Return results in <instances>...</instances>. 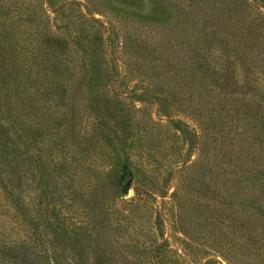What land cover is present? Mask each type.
I'll return each instance as SVG.
<instances>
[{
  "label": "trees",
  "instance_id": "obj_1",
  "mask_svg": "<svg viewBox=\"0 0 264 264\" xmlns=\"http://www.w3.org/2000/svg\"><path fill=\"white\" fill-rule=\"evenodd\" d=\"M220 258L264 264V0H0V264Z\"/></svg>",
  "mask_w": 264,
  "mask_h": 264
},
{
  "label": "rangeland",
  "instance_id": "obj_2",
  "mask_svg": "<svg viewBox=\"0 0 264 264\" xmlns=\"http://www.w3.org/2000/svg\"><path fill=\"white\" fill-rule=\"evenodd\" d=\"M36 3H37V1H36ZM38 4H41V2L38 1ZM74 6H75V5H74ZM96 14H97V16H99L98 13H96ZM155 107H156V105H155L154 102H150V103L148 104V110L151 111V112H154ZM191 157L193 158V157H194V154H192ZM197 168H198V165H195V166H191V167H189L188 170H189V171H192V170H196ZM135 181H136L135 179H129V178H127V177H125V178L123 179L122 184H121V188H122L123 186H126V187L128 188V191H127V192H122V190H121V193H122V196H123V197H129L130 195L133 194V188H134V185H135V184H134ZM170 188H171V186H170ZM171 231H172V229L169 228V226H168L167 233H170ZM174 245H176L177 247H178V246L180 247V245L176 244V242H174ZM220 260H221L222 264H228V262H227L226 260H223V259H221V258H220Z\"/></svg>",
  "mask_w": 264,
  "mask_h": 264
},
{
  "label": "water",
  "instance_id": "obj_3",
  "mask_svg": "<svg viewBox=\"0 0 264 264\" xmlns=\"http://www.w3.org/2000/svg\"><path fill=\"white\" fill-rule=\"evenodd\" d=\"M121 190H122V192H127V191H128V188H127L126 186H123V187L121 188Z\"/></svg>",
  "mask_w": 264,
  "mask_h": 264
}]
</instances>
